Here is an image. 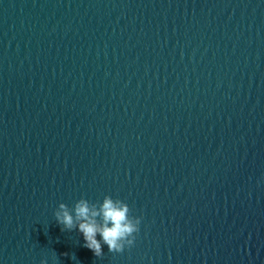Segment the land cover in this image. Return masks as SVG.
Listing matches in <instances>:
<instances>
[{
  "label": "water",
  "instance_id": "water-1",
  "mask_svg": "<svg viewBox=\"0 0 264 264\" xmlns=\"http://www.w3.org/2000/svg\"><path fill=\"white\" fill-rule=\"evenodd\" d=\"M0 264H264V0H0Z\"/></svg>",
  "mask_w": 264,
  "mask_h": 264
},
{
  "label": "clouds",
  "instance_id": "clouds-1",
  "mask_svg": "<svg viewBox=\"0 0 264 264\" xmlns=\"http://www.w3.org/2000/svg\"><path fill=\"white\" fill-rule=\"evenodd\" d=\"M53 216L62 230L77 229L83 237V247L96 257L102 255V245H106L110 253H120L131 247L141 223L140 217L130 215L125 201L109 195L98 202L80 198L72 207L59 203ZM71 259L75 260V256Z\"/></svg>",
  "mask_w": 264,
  "mask_h": 264
}]
</instances>
